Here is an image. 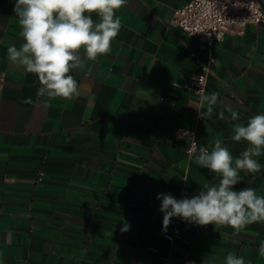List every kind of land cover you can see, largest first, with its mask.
<instances>
[{"label":"crops","instance_id":"obj_1","mask_svg":"<svg viewBox=\"0 0 264 264\" xmlns=\"http://www.w3.org/2000/svg\"><path fill=\"white\" fill-rule=\"evenodd\" d=\"M189 1L128 0L116 11L122 28L111 53L71 73L79 98L45 103L37 76L8 58L22 39L16 0H0V264H165L168 254L170 264H225L230 251L264 264V223L234 234L172 218L166 231L176 226L183 239L163 238L157 195L182 199L218 182L176 131L196 129L198 148L219 139L239 157L248 145L232 140L233 124L264 114L261 23L215 42L206 95L220 96L211 118L198 117L199 98L181 84L198 72L192 54L207 61L209 52L172 23ZM257 159L261 171L241 172L234 190L264 195V156Z\"/></svg>","mask_w":264,"mask_h":264},{"label":"clouds","instance_id":"obj_2","mask_svg":"<svg viewBox=\"0 0 264 264\" xmlns=\"http://www.w3.org/2000/svg\"><path fill=\"white\" fill-rule=\"evenodd\" d=\"M127 3L128 0H16L13 11L18 17L22 43L7 49L8 58L17 68L37 76L40 87L36 95L47 98L45 103L57 98L75 100L80 96L79 84L71 73L84 68L86 61L94 62L111 53L113 41L122 28L116 11ZM93 14L97 19H93ZM219 96L213 91L200 97V105L196 107L200 119L212 117ZM23 103L34 101L26 97ZM205 104L207 108L202 111ZM226 109L231 121L240 120L238 110L231 106ZM217 117L225 119V112H218ZM232 133L233 141L248 145L239 157H233L219 139L211 150L200 146L195 156V163L213 173L217 183L206 182L197 194L182 199L172 194L157 195L165 231L172 218L201 227L228 226L234 234L254 223H264V195H258L252 187L234 190L242 181L241 172L254 175L262 169L257 158L264 156V114L251 116L246 125L234 123ZM127 230L125 225L122 231ZM258 254L264 257V240L259 243ZM224 261L252 264L231 251Z\"/></svg>","mask_w":264,"mask_h":264},{"label":"built area","instance_id":"obj_3","mask_svg":"<svg viewBox=\"0 0 264 264\" xmlns=\"http://www.w3.org/2000/svg\"><path fill=\"white\" fill-rule=\"evenodd\" d=\"M264 4V0H262ZM173 25L189 36L194 37L203 48L208 50L207 61L192 54L198 65V72L189 75L181 88L199 98L206 95L209 77L212 74L214 58L211 54L215 42L227 34L242 33L248 24L264 23V11L258 0H190L174 12ZM196 129L179 128L176 139H187L191 142L189 155L198 151ZM193 146L195 149L193 150ZM163 238L170 245L182 240L183 236L176 226L163 233ZM165 264H170V255L164 257Z\"/></svg>","mask_w":264,"mask_h":264},{"label":"water","instance_id":"obj_4","mask_svg":"<svg viewBox=\"0 0 264 264\" xmlns=\"http://www.w3.org/2000/svg\"><path fill=\"white\" fill-rule=\"evenodd\" d=\"M258 2L260 3L262 10L264 11V4H263L262 0H258Z\"/></svg>","mask_w":264,"mask_h":264}]
</instances>
